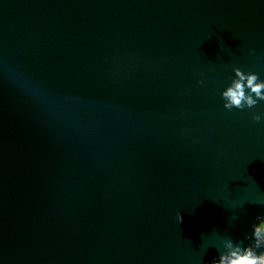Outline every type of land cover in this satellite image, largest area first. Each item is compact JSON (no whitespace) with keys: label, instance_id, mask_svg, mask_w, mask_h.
Wrapping results in <instances>:
<instances>
[{"label":"water","instance_id":"1","mask_svg":"<svg viewBox=\"0 0 264 264\" xmlns=\"http://www.w3.org/2000/svg\"><path fill=\"white\" fill-rule=\"evenodd\" d=\"M235 67L264 80V0H0V264L252 243L264 101L224 107Z\"/></svg>","mask_w":264,"mask_h":264},{"label":"clouds","instance_id":"2","mask_svg":"<svg viewBox=\"0 0 264 264\" xmlns=\"http://www.w3.org/2000/svg\"><path fill=\"white\" fill-rule=\"evenodd\" d=\"M235 76L231 83L221 93L224 99V107L231 110L252 109L258 102L264 101V80H261L255 72H244L241 68L233 69ZM203 83V81H199ZM252 119L259 122L261 113L254 112ZM177 220L182 222L183 217L177 214ZM252 243L245 244L244 240L233 242L231 238L223 241V251L219 252L210 264H264V217H258L257 223L253 224L252 232L246 235ZM260 251H257V250Z\"/></svg>","mask_w":264,"mask_h":264}]
</instances>
